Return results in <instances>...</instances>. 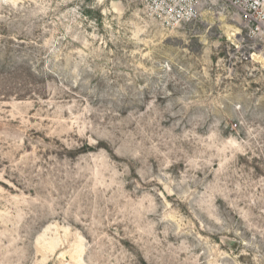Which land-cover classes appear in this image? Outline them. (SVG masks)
<instances>
[{
  "label": "rangeland",
  "instance_id": "374dc122",
  "mask_svg": "<svg viewBox=\"0 0 264 264\" xmlns=\"http://www.w3.org/2000/svg\"><path fill=\"white\" fill-rule=\"evenodd\" d=\"M236 13L0 0V264H264V41Z\"/></svg>",
  "mask_w": 264,
  "mask_h": 264
},
{
  "label": "built area",
  "instance_id": "2783aa9c",
  "mask_svg": "<svg viewBox=\"0 0 264 264\" xmlns=\"http://www.w3.org/2000/svg\"><path fill=\"white\" fill-rule=\"evenodd\" d=\"M147 10L165 26L198 20L201 10L232 7L249 39L264 41V0H143Z\"/></svg>",
  "mask_w": 264,
  "mask_h": 264
},
{
  "label": "bare ground",
  "instance_id": "6f19581e",
  "mask_svg": "<svg viewBox=\"0 0 264 264\" xmlns=\"http://www.w3.org/2000/svg\"><path fill=\"white\" fill-rule=\"evenodd\" d=\"M236 30V29H235Z\"/></svg>",
  "mask_w": 264,
  "mask_h": 264
}]
</instances>
